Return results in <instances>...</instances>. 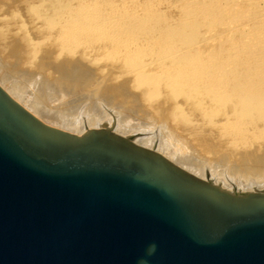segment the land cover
Returning a JSON list of instances; mask_svg holds the SVG:
<instances>
[{
	"label": "water",
	"instance_id": "obj_1",
	"mask_svg": "<svg viewBox=\"0 0 264 264\" xmlns=\"http://www.w3.org/2000/svg\"><path fill=\"white\" fill-rule=\"evenodd\" d=\"M264 264V195L110 132L48 127L0 87V264Z\"/></svg>",
	"mask_w": 264,
	"mask_h": 264
},
{
	"label": "bare ground",
	"instance_id": "obj_2",
	"mask_svg": "<svg viewBox=\"0 0 264 264\" xmlns=\"http://www.w3.org/2000/svg\"><path fill=\"white\" fill-rule=\"evenodd\" d=\"M68 1L31 0L30 5L28 6V13H30L33 18V24H38V29H40L41 33L43 32L46 35L45 43L51 40H57V42L62 45L64 50H69V52H72L74 48L87 45L88 47H86L84 51H82V56H86L88 54L93 55L95 53L98 54L97 50H99V48L96 50L97 46L95 47V45L99 46L100 44L106 45L105 47H107L108 49H106L104 53H108V56L109 54H112V56H110L114 57L117 56L118 53V55H122V57L126 58V55L128 54L130 55V57L129 59H126H128V62H130L134 68L132 69L131 66L129 67H131V70H134L133 75H135L137 79L140 80L138 82L142 85L141 90L144 89L147 92V99H149L150 101L159 100V97L163 95L164 92V94L166 93V95L168 96L167 100H170L169 102L171 103L174 102V104L172 105V118L171 116H169L168 118L165 117V113L162 112V118L165 117L167 119H163V124L159 125L157 129H155L156 131L154 133V124L152 126H148L146 132L148 135L146 134V136L144 135L142 137H138L137 135L130 138V135L133 134L129 132L130 130L127 131V127H125L126 125L122 126L121 124H115L113 126V132L117 133L122 138L127 137L131 141L129 142L131 144L134 143L133 145L138 148L153 150L155 153L159 154L160 157L162 156L164 160H166L168 163L175 166L182 172H185L187 175L195 178L196 180L210 185L211 187H214L224 193L237 197L244 195L247 196L248 194L264 195L263 80L258 79V81H253L250 84L247 82L233 83L232 80L229 82L223 81V77H227V75L225 74H228V71L226 69L215 70L216 68H210V66L204 67L202 63H204V59L206 57H203L201 54L200 57V55L194 53L193 43L190 44V41L192 42L193 39L186 38L185 36L182 38L180 36L176 37H180L184 44L177 42L178 40H175L176 42L171 43V40L173 38L170 39L171 37L169 36V39L167 38L166 40H163V48L160 49L159 47L158 50L154 48V50L151 47H147V44H145L147 41L143 39L144 37L141 38L135 35V33H133L134 29H132V32H126V29H123V27L126 25L125 22L127 19H131V17H135L138 14H141V12L138 13V9H133V11L131 12V10L126 9L127 6L121 8V6H119L118 4H113V0L107 7L104 6L105 3L99 4L100 0H88L86 6L84 5L78 8L74 6L73 8V6L69 7ZM76 1L78 2V0ZM185 1L187 4H189L188 7H190L187 13H185L186 19H189L188 24H190V27L193 28L192 26H194L193 24H195V20H199L202 14H200V12L198 14H195L196 7L194 8L193 6L196 0ZM103 2H106V0ZM79 3L83 4L84 2ZM72 4L75 5L73 2ZM117 5L121 9H119ZM95 10L97 11L95 12ZM148 10L149 7L143 9L144 12ZM225 10L227 9L225 8ZM210 11L212 12L214 11V9L212 8V10L210 9ZM223 11L224 10H222V12ZM215 17L217 16L215 15ZM260 17L261 19H258L260 20V22H263L264 20H262L261 15ZM229 22L227 23L226 21L224 26H226V24H230ZM188 24L186 26H188ZM250 25L252 26L251 23ZM35 27L36 26H34V28ZM248 31L249 29L247 30L246 35L250 33H248ZM182 33L183 32L181 31V35ZM208 33V35L206 34V37L204 36L203 39H205L206 41H213V38L215 37L214 34H210V32ZM256 35L259 36V34ZM153 38L154 37H152V39ZM245 38L246 36H244V39ZM255 39L257 40V38ZM159 43L160 42H158V44ZM164 44L168 45L166 46ZM146 52L149 54H146ZM143 54H146L145 56H149V59L151 57L150 54L154 56L151 60H146L145 58L144 60H142ZM217 55L219 56L218 53ZM217 55L216 58L220 59V56L218 58ZM261 56L260 58L250 60L249 63H251V66L254 67V69L249 70L250 72L246 73L247 77H253L254 79H256L259 78L260 75H264V55ZM221 57H223L220 59L222 60L221 63L224 64V55ZM212 65L214 67V64ZM238 66H240V69L244 67L243 64H239ZM251 66H249L248 68H251ZM68 67L70 66H67V68ZM80 67L75 68L78 71ZM73 70L74 69H72L71 66V71H76ZM72 72L71 74L68 73L69 77L70 75L72 76L78 73ZM64 81L54 84L47 83V85L51 86L54 89H59V87L64 88L63 85H66L68 87V83H65ZM19 84L20 83H12L6 80L0 73V87L8 94L10 98L20 104V106H22L34 117L45 122V124H49L59 129L66 130L68 132H71L72 134L74 133L75 135L83 134L88 129H107L109 126L107 122V124L102 122V120L95 114L93 119L91 117H87L90 115V107L89 109L88 107L86 108L85 105L87 104L85 103H83L85 105L79 107L80 109L78 108L79 110H74L76 108L73 105L72 107H74V109L70 108L67 110V108L65 107L66 110H62L63 108H61L60 111H57V109L54 110L53 108L52 110L48 108L45 109L44 107L35 105L34 97H31V94L34 91L33 89L35 86V82L32 85H27L28 89L24 90H21L23 89L21 88V85L19 88ZM67 87L65 88L66 90L68 89ZM75 91L78 92L79 90L75 89ZM62 96H64V94ZM84 97L88 98L86 96ZM134 99L137 98H135L134 96ZM141 112L143 113V111ZM137 114L139 113L137 112ZM144 114L145 113L139 114L138 116L142 117V115L144 116ZM194 116H197V118ZM170 121H173V123L175 122V129L171 126ZM176 126L178 127L179 131ZM181 133H183V135ZM189 135H191V137L193 136L194 138L189 139ZM190 152L197 153V155L195 156L196 158L194 157V153H192V155L194 154L193 157L195 159L199 158L198 163H196V160L193 159V157L190 155ZM207 155H210L211 157H209L211 159L208 158ZM199 161L201 163H199Z\"/></svg>",
	"mask_w": 264,
	"mask_h": 264
},
{
	"label": "rangeland",
	"instance_id": "obj_3",
	"mask_svg": "<svg viewBox=\"0 0 264 264\" xmlns=\"http://www.w3.org/2000/svg\"><path fill=\"white\" fill-rule=\"evenodd\" d=\"M103 1L100 0L99 4L105 3L104 6L107 7L108 5L111 4L110 2L112 0L110 1L106 0V2H108L109 4ZM68 2H69V7L73 6L74 8L75 6L76 8H78L80 6H84V5L86 6L88 0H81V1L78 0V2L76 0L75 1L69 0ZM72 2L75 5H73ZM79 2H84V3L81 4ZM30 3L31 0H0V73L1 75H3L6 80L12 83L14 82L20 83L18 86L20 88L21 85V88H23L21 90L28 89V86L34 84L35 82V86L33 89L34 91L32 93L33 95L31 94V97H34L35 105L44 107L45 109L48 108L52 110L53 108L54 110L57 109V111L58 110L60 111L61 108H63L62 110H64L65 107L67 108V110L70 108L74 109V107L76 108L74 110H77L82 105L87 104L88 106L87 105L85 106L86 108L88 107V109L90 107L89 110L91 116L90 115L89 116L86 115V116L91 117L93 119L95 114L97 115L98 118L102 120V122L104 123L107 122L109 126L107 129L106 128L88 129L83 134L75 135L74 133L72 134L71 132H68L66 130L59 129L49 124H45V122L37 118L41 123H43L48 127L60 130L62 132L66 131L65 133L67 134L71 133L70 135L78 136V137L89 135L93 131L111 132L112 134L119 136L117 133L113 132L114 131L113 126L115 124L118 125L121 124L122 126L126 125L125 127H127V131L130 130L129 132H131L133 135H130V133L129 135L130 138H132L137 135L138 137H142L144 135L146 136L148 126L150 125L152 126L153 124H154L153 125L154 131L153 130L152 131L154 133L156 131L155 129H157L159 125L163 124L162 123L163 119L165 117L168 118L169 116L172 115V111H173L172 105L174 104V102L171 103L169 102L170 100L169 101L167 100L168 96L166 95V93L164 94L163 92V95H161L162 97L160 96L159 100L156 101L151 100L152 101L151 102L149 99H147L148 98L146 97L147 92L144 89H142L143 91L141 90L142 85L141 83L139 84L138 82L140 80L137 79L135 75H133L134 70H131V67L132 69L134 67L133 65H131L130 62H128L130 55L128 54L126 55V58L128 59L122 57V55H118V53L117 56L114 57H111L112 54H109L108 56V53L107 54L106 52L104 53V51H106V49L108 48L105 47L106 45L100 44L99 46L95 45V47L97 46L96 50L99 48V50H97L98 54L95 53L93 55L88 54L86 56H82L83 54L82 51H84V49L88 47L87 45L74 48L72 52L71 51L69 52V50H64L62 45L59 42H57V40H51L45 43L46 35L43 32L41 33L40 29H38V24L37 25L33 24L32 22L33 18L31 14L28 13L29 12L28 6L30 5ZM112 3L118 4L119 6H121V8L127 6L126 9L131 10V12L133 11V9L136 10L138 9V13L141 12L140 15L138 14L135 17H131V19H127L125 22L126 25L123 27V29H126V32H132V29H134L133 33H135V35L141 38L144 37L143 39L147 41L145 43L147 44V47L149 48L151 47L153 49L155 48L156 50H158L160 47L161 49L163 48L162 47L163 40H166L167 38L169 39L170 37H171L170 39L173 38L172 39L173 41L171 40V43L176 42L175 40H178L177 42H180L181 44H184L181 40L182 37L185 36L186 38H192L193 40L190 39L192 40V42L190 41V44L193 43L194 53H196L197 55L201 54L203 57H206L204 59V63H202L204 67L210 66V68L211 67L214 69L216 68L215 70L226 69L228 71V74H225L227 75V77L226 76L223 77V81L229 82L232 80L233 83L247 82L249 84L252 83L253 81H258V79L264 81V75H260L259 78L256 79H254L253 77L249 78L246 76V73L250 72L249 70L254 69V67L251 66V63H249L250 60H253L255 58H260L261 55H264L262 54L264 53V39H263L264 21L260 22V20L258 19V18L261 19L260 17L261 15L262 20H264L263 17L264 0H256V1L255 0H251V1L250 0L249 1L248 0H196L193 6L194 8L196 7L195 14H198L200 12L202 16L201 18L198 17L199 20L198 19L195 20L194 22L195 24H193L194 26H192L193 28H191L190 24H188L189 19H186L185 13H187L190 7H188L189 4H187L185 0H113ZM198 4H202V5H198ZM118 5L117 7L121 9ZM147 7H149V10L144 12L143 9ZM209 7L211 10L213 8L214 11L211 12ZM220 7L222 10H224L223 12L220 9ZM225 8L227 10H225ZM96 11L97 10H95V12ZM215 15L217 17H215ZM257 20L259 24L257 23ZM226 21L227 23L229 22L230 24H226V26H224ZM250 23L252 24V26L250 25ZM187 24L188 26H186ZM34 26L36 27L34 28ZM246 27L249 29L248 33L250 32L248 35H246L248 30ZM181 31L183 32L182 35H181ZM208 32H210V34H214L215 37L213 38V41H206L205 39H203L204 36L206 37V34ZM256 34H259V36ZM178 36L181 37V38L179 37L180 41L179 38H176ZM244 36H246L247 39L246 38L244 39ZM152 37L154 38L152 39ZM255 38H257V40ZM158 42L160 43L158 44ZM220 51L222 52V54ZM217 53L219 54V56L220 54L221 56L224 55V58L226 59L227 62L225 61V59H223V62L225 63L222 64L221 63L222 60L220 59L223 57L220 56V59H217L216 58ZM146 54L149 53L146 52ZM146 54H143L142 60H144V58L146 60H151L154 56L150 54L151 57L149 59V56H145ZM212 64H214V67ZM239 64H243L244 67L240 69V66L242 65L238 66ZM67 66L70 67L67 68ZM71 66L72 69H74L73 71L75 70L77 71L76 68L80 66L82 67H80L77 71L79 74L75 71L77 74H74L72 76L70 75L71 77L70 80L68 73L71 74L72 72ZM249 66H251V68H248ZM61 81L68 83L67 85L69 86L67 87L66 85H63L64 88L59 87V89L57 88L54 89L51 86L47 85V83L54 84V83H59ZM66 87L68 88L67 90L65 89ZM75 89L79 91L76 92ZM63 94L64 96H62ZM60 95L62 98L60 97ZM84 96L88 98H85ZM134 96L137 99H134ZM60 98L63 100V102ZM63 98L68 101H65ZM73 105L74 107H72ZM141 111H143V113H145L146 115L144 114V116L142 115V117L138 116L139 114H143ZM137 112L139 114H137ZM162 112L165 113L164 116L166 115L163 118H162L163 115ZM194 117L197 118V116ZM130 122L133 124V126ZM170 124L172 127L176 125L175 122L173 123V121H170ZM176 128L178 129L177 126ZM131 129L132 130L134 129L136 132L134 130L132 131ZM181 134L183 135V133ZM189 137H190L189 139L194 138L193 136L191 137V135H189ZM124 139L130 141V139H128L127 137ZM146 150L154 152L153 150H149V149ZM192 153L195 154V155L193 154L194 157L197 155L196 152H192ZM192 153L190 152V155L193 157ZM209 156L210 155H207L208 158L211 157ZM194 157L193 159L196 158ZM198 159L199 158L195 159L196 163H198ZM200 161L199 163H201Z\"/></svg>",
	"mask_w": 264,
	"mask_h": 264
},
{
	"label": "clouds",
	"instance_id": "obj_4",
	"mask_svg": "<svg viewBox=\"0 0 264 264\" xmlns=\"http://www.w3.org/2000/svg\"><path fill=\"white\" fill-rule=\"evenodd\" d=\"M142 264H143V262H142Z\"/></svg>",
	"mask_w": 264,
	"mask_h": 264
}]
</instances>
